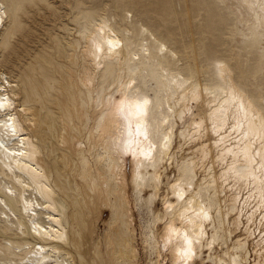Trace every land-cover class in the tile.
Instances as JSON below:
<instances>
[{"label": "bare ground", "instance_id": "1", "mask_svg": "<svg viewBox=\"0 0 264 264\" xmlns=\"http://www.w3.org/2000/svg\"><path fill=\"white\" fill-rule=\"evenodd\" d=\"M5 1L7 66L21 27L7 28ZM218 2L254 44L264 38V0ZM74 6L76 35L58 41L55 68L39 62L21 84L0 70V264H140V199L152 215L140 233L146 264H264V96L240 84L241 59L216 60L208 78L196 54L180 66L126 9L113 20L101 2ZM73 165L77 188L66 182ZM107 208L114 219L99 236Z\"/></svg>", "mask_w": 264, "mask_h": 264}, {"label": "rangeland", "instance_id": "2", "mask_svg": "<svg viewBox=\"0 0 264 264\" xmlns=\"http://www.w3.org/2000/svg\"><path fill=\"white\" fill-rule=\"evenodd\" d=\"M78 1L82 0H29L30 3L25 0L5 1L6 11L9 14L7 28L12 27L15 22H18V26L21 28L13 36L12 44L6 52L7 54L11 52V61L7 65L8 67L5 66V59L3 61V52H0V70L6 71L12 79L17 81V84L18 82L21 84L20 77L24 78L25 71L26 74H29L33 70H42L39 62L55 68L60 63V57L57 54L58 41L65 42L76 35L74 18L77 7L74 5ZM92 1L96 4L100 2L105 4L109 17H113V20L120 19L121 13L126 9L127 12L134 15L133 18L140 19L145 25L161 33L169 45L181 55L182 60L178 63L180 66L183 64L186 66L187 62L194 64L193 57L196 54L198 62L207 67L206 77L208 78H212L214 74L216 60H226L234 65L235 59H241L242 70H244H240L241 74L236 71L237 77L241 76L238 78L242 81L239 80L240 84L243 87L245 85L244 88L249 89L250 93L256 92L258 95L260 91L264 96V38L256 33L255 37L259 36L260 40L258 44H254L251 41L249 30L244 29V25L237 21L233 8L218 2V0ZM23 4L27 6L26 9L23 8ZM88 4L92 3L88 2ZM11 18H13L12 21ZM129 18L132 19V17ZM0 42L2 43V38ZM157 92V90L151 91L155 102L156 96H158ZM261 103L264 105V99ZM47 152L48 146H45L44 153ZM90 159L94 164V158L90 157ZM77 170V166L73 165L70 172L74 175L71 179H66L67 185L70 187L77 188L79 177L78 173L77 176L75 175ZM8 181L7 178L0 175L3 188L8 186L6 184ZM130 193L132 194L131 189ZM63 195L69 202L68 208L70 207L64 217L70 239L72 233L75 232V227L70 220V213L72 209L76 208L77 198L73 197L71 192ZM143 195L146 197L148 194ZM41 201H43L42 198ZM155 206L161 208L160 201H157ZM134 213L138 225H136V232L138 233L137 245L140 252V264H146L148 257L143 250L140 233L142 225L150 227L152 215L145 199L139 200ZM40 215L41 222L48 221L46 218L48 214L45 211H41ZM113 219V212L107 208L97 224L99 236L105 233ZM146 227L144 231H146ZM240 230L243 231L242 226L237 233ZM147 231L149 232V230ZM61 255L62 258L67 259L64 253ZM77 263L81 264L80 258H77Z\"/></svg>", "mask_w": 264, "mask_h": 264}, {"label": "snow or ice", "instance_id": "3", "mask_svg": "<svg viewBox=\"0 0 264 264\" xmlns=\"http://www.w3.org/2000/svg\"><path fill=\"white\" fill-rule=\"evenodd\" d=\"M145 104H147V101H145Z\"/></svg>", "mask_w": 264, "mask_h": 264}]
</instances>
